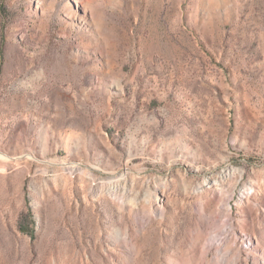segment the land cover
Instances as JSON below:
<instances>
[{
  "label": "rangeland",
  "instance_id": "1",
  "mask_svg": "<svg viewBox=\"0 0 264 264\" xmlns=\"http://www.w3.org/2000/svg\"><path fill=\"white\" fill-rule=\"evenodd\" d=\"M0 151V264H264V0H0Z\"/></svg>",
  "mask_w": 264,
  "mask_h": 264
},
{
  "label": "bare ground",
  "instance_id": "2",
  "mask_svg": "<svg viewBox=\"0 0 264 264\" xmlns=\"http://www.w3.org/2000/svg\"><path fill=\"white\" fill-rule=\"evenodd\" d=\"M231 243L230 240L226 239V240H222V244L220 246V251H219V255L218 257H221V262L222 264H225L226 263V258H225V254H226V251L228 252L229 249H228V246L229 244ZM231 245V244H230ZM232 248V247H231ZM231 250V249H230ZM238 260H241L242 261V258L239 256V255H235L234 256V261H233V264H239Z\"/></svg>",
  "mask_w": 264,
  "mask_h": 264
},
{
  "label": "water",
  "instance_id": "3",
  "mask_svg": "<svg viewBox=\"0 0 264 264\" xmlns=\"http://www.w3.org/2000/svg\"><path fill=\"white\" fill-rule=\"evenodd\" d=\"M0 156L7 158V155L5 153H3L2 151H0Z\"/></svg>",
  "mask_w": 264,
  "mask_h": 264
}]
</instances>
